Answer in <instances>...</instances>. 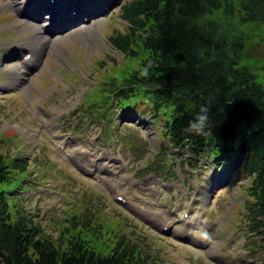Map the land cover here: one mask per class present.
Wrapping results in <instances>:
<instances>
[{
  "label": "rangeland",
  "instance_id": "1",
  "mask_svg": "<svg viewBox=\"0 0 264 264\" xmlns=\"http://www.w3.org/2000/svg\"><path fill=\"white\" fill-rule=\"evenodd\" d=\"M8 1L0 0V149L30 167V175L20 173L0 186L13 218L25 215L55 240L67 228L85 227L91 240L99 238L100 250L125 235L152 264H259L264 251L252 252L254 234L245 219L249 182L241 160L213 166L204 152L191 158L185 149L174 150L151 103L89 106L87 97L95 98L101 81L126 65L107 41L126 30L119 7L131 0H87L107 7L91 25L88 19L84 25L68 21V15L50 24L45 31L59 33L48 55L21 79L14 66L31 63L35 52L25 48L19 58L17 52L32 46L36 31L14 25L19 15L3 7ZM52 8L38 13L39 24L51 21ZM79 10L83 18L96 13L86 5L71 9ZM253 41L249 56L263 60L264 37L258 33Z\"/></svg>",
  "mask_w": 264,
  "mask_h": 264
},
{
  "label": "trees",
  "instance_id": "2",
  "mask_svg": "<svg viewBox=\"0 0 264 264\" xmlns=\"http://www.w3.org/2000/svg\"><path fill=\"white\" fill-rule=\"evenodd\" d=\"M121 18L127 31L109 41L126 65L101 81L89 105L110 109L150 99L172 147L204 152L216 165L220 158L244 159L243 173L253 180L245 194L254 200L246 218L259 238L254 250H264V59L248 52L255 35L264 37V0H132ZM204 114L203 133L188 130ZM26 172L27 164L0 151V186ZM7 200L0 190V264H151L125 235L103 250L97 236L74 228L53 241L25 216L14 219Z\"/></svg>",
  "mask_w": 264,
  "mask_h": 264
},
{
  "label": "bare ground",
  "instance_id": "3",
  "mask_svg": "<svg viewBox=\"0 0 264 264\" xmlns=\"http://www.w3.org/2000/svg\"><path fill=\"white\" fill-rule=\"evenodd\" d=\"M86 1L87 0H58L56 5H51V4L49 5L47 4L46 0H24L22 5L18 6V4L15 3L13 0H9L8 2L3 4L4 8L14 9L18 13L19 20H15L14 25H16L18 28H23L25 32L29 30L36 31L33 44L37 47V50H35V47H33L32 44V46L26 45L25 47L19 48L20 50L17 52L18 58L20 52L25 48L32 47L35 52L34 60L31 63L25 60L24 62L16 64L14 66L13 70L14 73L18 76V79L23 78V75L27 73V69H29L33 63L38 64L43 58L45 59V56L48 55V46L51 43V41L55 39V35L59 33L58 31H53V30H50V32H46L45 30H49L48 28L50 24H53L54 26V23L59 18H63L68 15V21L76 22L81 25L88 19V21L85 23L87 25H91L94 22V20H96V16L99 17L100 15L99 12H102L103 10H107V7L102 9H97L91 3L85 4L84 2ZM82 5H86L90 9L96 10V13L95 12L89 13L88 16H86V18L82 17L85 14L83 10H79L78 14L72 13L71 11L72 8H74V10L75 9L78 10ZM49 7H53L52 8L53 10L51 11V15H49L48 17V20L51 21L49 23H45L44 25L39 24V21L43 18L36 16L41 10H48ZM32 18L35 19V21H32ZM74 33L75 34L77 33L76 35H78L79 33H81V31L77 30ZM67 38L69 37L67 36ZM61 39L63 38H58L57 40H61ZM15 85H17V80L8 81L6 87L15 86ZM88 155L91 156V153H89ZM96 169L98 172H102V168L96 167Z\"/></svg>",
  "mask_w": 264,
  "mask_h": 264
},
{
  "label": "clouds",
  "instance_id": "4",
  "mask_svg": "<svg viewBox=\"0 0 264 264\" xmlns=\"http://www.w3.org/2000/svg\"><path fill=\"white\" fill-rule=\"evenodd\" d=\"M201 112L202 113H207V109L206 108H202L201 109ZM207 115L204 114V115H200L198 118H197V121L198 122H194V123H191L190 124V128L188 130L190 131H195L196 133L198 134H201L203 133L204 131V128L206 126V122H207Z\"/></svg>",
  "mask_w": 264,
  "mask_h": 264
}]
</instances>
